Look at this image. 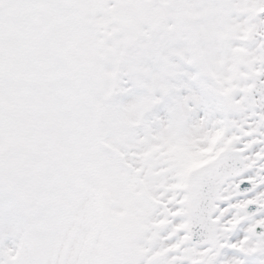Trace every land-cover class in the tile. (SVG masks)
<instances>
[{"label":"snow or ice","instance_id":"6c2138e0","mask_svg":"<svg viewBox=\"0 0 264 264\" xmlns=\"http://www.w3.org/2000/svg\"><path fill=\"white\" fill-rule=\"evenodd\" d=\"M0 264H264V0H0Z\"/></svg>","mask_w":264,"mask_h":264}]
</instances>
